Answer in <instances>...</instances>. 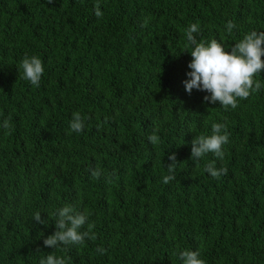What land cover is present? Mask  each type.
Wrapping results in <instances>:
<instances>
[{"label": "trees", "instance_id": "16d2710c", "mask_svg": "<svg viewBox=\"0 0 264 264\" xmlns=\"http://www.w3.org/2000/svg\"><path fill=\"white\" fill-rule=\"evenodd\" d=\"M194 23L198 41L230 51L264 31V0H0V264L50 253L66 264H182L183 250L206 264H264V70L235 109L188 94ZM26 55L43 62L39 87L22 78ZM213 123L230 134L223 160L191 159ZM171 153L176 179L165 184ZM210 161L227 174L212 178ZM66 204L88 214L95 239L46 247Z\"/></svg>", "mask_w": 264, "mask_h": 264}, {"label": "clouds", "instance_id": "9594fccd", "mask_svg": "<svg viewBox=\"0 0 264 264\" xmlns=\"http://www.w3.org/2000/svg\"><path fill=\"white\" fill-rule=\"evenodd\" d=\"M53 3V0H48ZM95 15L100 17L99 3L96 5ZM236 25L228 21L226 28L231 34ZM200 31L199 25L194 23L186 30V39L192 46L190 55L191 62L188 64L189 72L186 73L188 79L184 81L185 91L191 94L193 89L204 91L210 95L204 97V101L216 104L219 102L225 110L230 106L237 108L238 98L247 99L253 92H258L262 83L254 79L264 70V31H251L245 34L243 39L235 43L231 50H226L222 43L216 39L205 43L198 41L196 34ZM23 70L22 78L29 81L35 87L40 86L41 77L45 71L43 62L38 56H25L20 63ZM10 118L3 121V128L9 129ZM85 127L84 118L79 112L73 114L70 123V130L79 133ZM229 133L226 123H213L211 125V135H199L191 141V159L199 160L207 154L212 153L219 160H223V146L229 142ZM149 142L158 144L160 138L153 133L148 137ZM171 161L167 165V175L163 177V182L168 184L176 179V154L171 153L168 157ZM205 171L212 178L218 179L221 175H226L228 169L225 167L217 168L215 161H210L205 166ZM100 170H92L91 175L94 179L99 178ZM55 220L56 231L44 239L43 244L53 249L61 245L73 246L82 245L86 238L95 239L92 234L93 224H89L88 214L79 212L71 204H66L57 210ZM33 221L38 224L47 225V220L42 219L41 213L36 212ZM87 225V229L83 230ZM96 251L103 254L106 250L98 247ZM182 264H206L200 258L198 251L183 250L178 253ZM40 264H66L63 257H58L50 253L46 258L40 260Z\"/></svg>", "mask_w": 264, "mask_h": 264}]
</instances>
